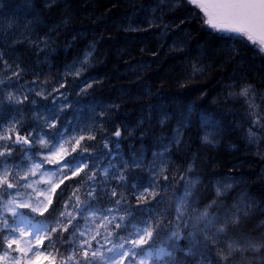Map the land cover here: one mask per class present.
Listing matches in <instances>:
<instances>
[{"label":"snow or ice","instance_id":"1","mask_svg":"<svg viewBox=\"0 0 264 264\" xmlns=\"http://www.w3.org/2000/svg\"><path fill=\"white\" fill-rule=\"evenodd\" d=\"M24 3L32 7V0ZM59 3L43 0L48 9ZM184 5L195 6V19L216 39L264 58V0H150L139 6L147 15L123 31L156 28L163 35L166 14ZM70 21L66 14L35 36V16L23 31L0 20V264H264V196L234 176L206 185L195 153L176 164L174 150L187 146L184 119L170 136L155 138L151 158L143 147L122 150L137 130L143 142L149 118L135 128L117 124L118 103L85 99L103 84L88 75L98 62L96 41L55 77L11 58L17 45L52 55L54 36ZM190 68L191 76L205 71L199 62ZM29 74L34 79H25ZM222 87L214 103L241 106L235 127L264 159V85L245 76ZM204 127L213 130L201 143L215 147L220 124L205 117Z\"/></svg>","mask_w":264,"mask_h":264},{"label":"trees","instance_id":"2","mask_svg":"<svg viewBox=\"0 0 264 264\" xmlns=\"http://www.w3.org/2000/svg\"><path fill=\"white\" fill-rule=\"evenodd\" d=\"M33 2L49 27L59 24L64 15L71 16L68 26L59 30L61 45L57 55L51 57L41 73L59 74L64 64L71 63L96 41L98 62L89 70V76H97L103 84L96 89L94 98L105 104L120 105L114 115L117 124L123 122L135 128L141 119L149 118L141 126L146 133L143 142L137 130L133 145L122 143L125 153L138 147L151 149L156 137L171 134L172 126L182 115L188 126L185 128L187 146L174 150L176 164L183 166L195 153L206 185L210 184L209 178L214 182L233 175L242 182L241 187L257 198L264 196V159L253 154L254 149L245 144L242 133L235 127L243 116L241 106L214 103L224 91L222 86L233 78L247 76L258 86L264 85V58L244 45L237 44L239 51L230 52V41L216 39L210 29L195 19L194 13L198 10L194 5H184L171 12L170 16L178 21L174 27L181 26L180 33L162 35L156 30L123 31L130 20L137 22L147 15L141 13L139 6L150 4V0H65L51 9L43 6V0ZM153 52L157 55L153 56ZM197 62L205 71L191 76L190 65ZM190 106L195 108V113L187 121ZM199 112L214 117L220 124L222 131L217 147L201 143ZM165 114L167 123L161 127L159 121Z\"/></svg>","mask_w":264,"mask_h":264},{"label":"rangeland","instance_id":"3","mask_svg":"<svg viewBox=\"0 0 264 264\" xmlns=\"http://www.w3.org/2000/svg\"><path fill=\"white\" fill-rule=\"evenodd\" d=\"M61 1H65V0H60V2ZM37 9H38V6L37 5L35 6L33 0H32V7H27L25 5V3H24V0H0V20L4 21L5 26H7V24H9V23L18 24V25L21 26L20 30L23 31L22 25L25 22H27V21L33 20V18L35 16L37 18V22L33 23L31 25V27L33 29V34L35 36H40V35H43L45 32H48L50 29L54 28V26L53 27H49L41 19L39 13H37V11H38ZM170 14H171V12L167 13L166 16H165V21L164 22L169 24V29H168L167 33H165V34H172L175 31H176V33H174V34H178L181 31V29H180L181 26H179L180 28L179 27H177V28L174 27V25H176L178 21L176 19H174L172 16H170ZM155 30H156V32L161 34V31L159 29H156V28H152V29H150L148 31L149 32H154ZM58 34L54 36L55 44L53 45L57 49V51L55 53H53L52 55L46 57L43 53L34 52L31 47H28L26 45H17L16 46V51L10 53L11 58L12 59L19 58L20 61H22L24 64H26L31 71H34V72H37V73H41L43 67H45V66H47L49 64V62L51 60V57L53 55H57V53H58V49H59V47L61 45L58 42V38H59ZM230 43H231V45L228 46V49L229 48H233V47L236 48L237 44H235L232 41H230ZM171 49H173V48L171 47ZM65 51H67V50H65ZM48 72H46V73L49 74V75L52 74L51 76H53V77H55L57 75V74L53 75V73H50V72L48 73ZM88 75H89V73H88ZM44 77H47V76L43 75L42 78H44ZM95 77L97 78V76H95ZM25 79L32 80V79H34V77L31 74H29V75L25 76ZM72 98H75V97H72ZM93 98L94 97H89V98H85V99H93ZM94 99L97 100L100 103L105 104V102H103L102 100H98L97 98H94ZM42 103H46V101H42ZM188 111H189V117H188L187 121H189V119L195 113V108L193 106H190ZM202 113H204V112H199L198 113V117L200 119V124L202 126V132H203L202 136H203L205 131H212L213 130L212 128H205L204 127V118L207 117V118H210L211 120H213L215 122H217V121H216V119L214 117L206 115V113H204V115H202ZM68 118L72 119V113L71 112L68 113ZM179 118L180 119L178 121L183 119V116L181 115ZM176 126H177V122L174 123V125L171 128V131ZM186 128H188V126H186ZM184 131H185V129H184ZM170 135L171 134L166 135V136H170ZM217 139H218V141L220 140V135L217 137ZM134 140L135 139H131L130 138L129 140L124 141V142H128L127 143L128 146H131V145H133L132 143L134 142ZM217 145L215 147H217ZM140 148L141 147H138L137 149H140ZM143 148L147 152L148 157L151 158L150 151L151 150H155V149H152V148L150 149L148 147H143ZM230 150L232 151L234 149L231 148ZM230 176H233V175H230ZM235 178L238 181H240L237 177H235ZM220 179H223V178H220Z\"/></svg>","mask_w":264,"mask_h":264}]
</instances>
